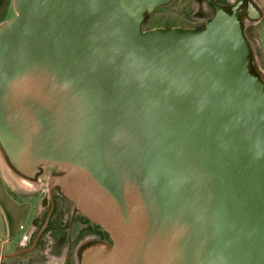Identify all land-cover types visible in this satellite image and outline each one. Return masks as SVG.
<instances>
[{
	"label": "water",
	"instance_id": "water-1",
	"mask_svg": "<svg viewBox=\"0 0 264 264\" xmlns=\"http://www.w3.org/2000/svg\"><path fill=\"white\" fill-rule=\"evenodd\" d=\"M172 0H14L0 26V151L111 245L78 264H264V78L237 7L143 31ZM248 25L261 19L254 2Z\"/></svg>",
	"mask_w": 264,
	"mask_h": 264
},
{
	"label": "rangeland",
	"instance_id": "rangeland-1",
	"mask_svg": "<svg viewBox=\"0 0 264 264\" xmlns=\"http://www.w3.org/2000/svg\"><path fill=\"white\" fill-rule=\"evenodd\" d=\"M233 1V0H231ZM257 1L261 6L264 8V0H253ZM204 6V4H203ZM199 10V11H198ZM201 10V4L197 2V0H172L171 3L163 8L156 9L151 14H147L143 23V31L155 29V28H163V29H170V28H182V29H192L196 28L197 26H202V24L196 23L199 18ZM244 22L246 21L245 16H242ZM250 24V23H248ZM259 33V38L264 40V17L260 25L251 26L249 28H245V35L246 39L251 48L250 54V68L256 74H261L264 78V51L263 49L259 48L257 45V36ZM257 58L259 59L260 65L257 64ZM4 157V156H3ZM5 159V158H4ZM1 160V159H0ZM5 161V160H4ZM0 161L5 171L10 173H5L4 176L9 183L14 194L17 196H12L15 203L18 205V210L16 214H8L4 215L7 220H24L23 225L25 228L29 225L31 220H38L37 229L41 227L46 213L48 212L49 205H50V194H49V181L50 179L57 174V169L54 167L46 166L40 169V172L35 176V178L27 179L17 172H15L5 161ZM6 166V167H5ZM8 168V170H7ZM11 174V175H10ZM13 175V176H12ZM22 182V183H21ZM24 182H32L35 185V188L32 190H26V188L22 187ZM55 191V190H54ZM62 200L58 202V212H61L62 208ZM72 206L69 207L70 211H65L67 216L65 218L68 219L66 225L72 230L71 231V248L70 251L66 253L67 243H62V237H53L49 234H45L41 243L42 247L39 252L43 251L44 249L49 250L47 252L48 258L50 259L51 256L57 259L54 264L58 262V264H78L77 258V250L76 245L78 241H75L79 232L78 225L73 224L72 220L70 219V215L68 213L72 212ZM58 213V214H59ZM58 217V216H57ZM58 220V218H57ZM57 222V221H55ZM54 222V224H55ZM57 224V223H56ZM12 226V223H11ZM15 226V225H14ZM58 227V226H57ZM66 236V234H65ZM33 242V237L27 243V248L31 246ZM84 242V241H82ZM86 242V241H85ZM39 253L36 252L34 256L33 262L40 261L42 264H47L46 259L44 256L38 255ZM18 259L23 260L24 256L16 257L10 261H4L0 264H17ZM31 259V260H32ZM23 263V261H19V263Z\"/></svg>",
	"mask_w": 264,
	"mask_h": 264
},
{
	"label": "flooded vegetation",
	"instance_id": "flooded-vegetation-1",
	"mask_svg": "<svg viewBox=\"0 0 264 264\" xmlns=\"http://www.w3.org/2000/svg\"><path fill=\"white\" fill-rule=\"evenodd\" d=\"M197 2L201 4V10H200L198 21H196V23L202 24V26H199V27L197 26L195 29L203 28L206 25V23L209 21V19H211L213 17V15L215 13V8H214L213 4L222 7L225 11H231V9L234 6H236L238 17L241 19H242V16L247 17V15H250V14L253 15L254 14V12L251 10V8L249 6L250 4L252 5L253 0H233V1H231V0H197ZM203 4H204V6H203ZM165 6H167V5H165ZM165 6H161L159 8H163ZM159 8H157V9H159ZM251 26H253V25H246L245 28L247 29ZM52 197H53V207H52L51 215L49 217V221L50 220L52 221L53 230L45 232V230L49 224V222H48L46 228L44 229V231L40 235L35 247L32 250H30V253H32L34 251H37V252L40 251V249L42 247L41 241H42V239L46 233L53 236V237H56V236L62 237V243L63 242L67 243L66 253L68 251H70L71 242H72L70 233L72 230L70 229L71 227L69 228L68 225H66L68 219L65 218L67 216V213L65 214V211L66 210L70 211L69 207H71V204L68 201H66L59 194V192L56 188H54L52 190ZM59 200H62V205L64 206L61 210V212L63 214L58 212ZM50 201L51 202L49 205L48 212L52 206V200H50ZM48 212L46 213V215L48 214ZM69 215H70L69 220H72V222H74L73 224L78 225V227H79V232H78L77 238L75 240V241H78L77 245H76V249H75V250H77L76 252H77L78 262L80 260L82 252L85 249H87L91 246H94L96 244H99V243L111 245V240H110L109 236L99 226L91 223L90 221H88L84 217L77 214L74 209H72V212L68 213V216ZM45 218H46V216H45ZM45 218H44V220H45ZM57 218H58V220H57ZM55 221H57V222H55ZM60 221H61L62 225L56 224ZM54 222H55V224H54ZM39 229L37 231L35 230V233L33 235V241H34L35 236H36L37 232L39 231ZM65 234H66V236H65ZM82 241H84V242H82ZM32 244H33V242H32ZM32 244H31V246H32ZM30 247H28L26 249H29ZM44 250H47V249H44ZM24 254H27V253H24ZM19 255H23V254H19ZM64 263H65V258H64ZM19 264H23V263L20 262ZM28 264H30V263H28Z\"/></svg>",
	"mask_w": 264,
	"mask_h": 264
},
{
	"label": "crops",
	"instance_id": "crops-1",
	"mask_svg": "<svg viewBox=\"0 0 264 264\" xmlns=\"http://www.w3.org/2000/svg\"><path fill=\"white\" fill-rule=\"evenodd\" d=\"M13 1L14 0H0V26L3 23L11 20L15 16ZM253 2L254 8L257 10L256 12H258L261 17L260 21L253 25L257 26L260 25L263 20L264 8L257 1ZM257 45L264 51V40L262 41L261 38H259V33L257 36ZM256 59L257 64L259 66L260 62L257 56ZM1 170L2 169L0 168V255H7L9 253H13L27 248V243L31 240L37 228L38 220H31L27 228H25L22 223L24 222V220H7V218L4 216L6 215V212L10 214V216H12V214L15 215L18 210V205L15 203L13 197H11V195H17L14 194V192L12 191L11 187L9 186V183L7 182L4 176L3 170ZM20 226H23L22 229H20ZM48 251L49 250H43L41 252L38 251V255L44 256V258L46 259V257L48 258ZM36 252L37 251L30 253L29 251L25 252L27 254L22 253L23 255H18L8 259H0V261H10L15 259L16 257L19 258L21 256H24L23 260H17V264H19V261H23V264H42L40 261L33 262L32 257L34 258ZM56 260L57 259H55V257L51 256L50 259L48 258L46 263L54 264L53 262H55ZM58 262L59 261H57L56 264H58Z\"/></svg>",
	"mask_w": 264,
	"mask_h": 264
},
{
	"label": "bare ground",
	"instance_id": "bare-ground-1",
	"mask_svg": "<svg viewBox=\"0 0 264 264\" xmlns=\"http://www.w3.org/2000/svg\"><path fill=\"white\" fill-rule=\"evenodd\" d=\"M246 22V24L248 25V23H250L248 20H246L245 21ZM0 161H4L5 159H4V157H3V154L1 153V151H0ZM6 161V160H5ZM4 161V162H5ZM6 167V166H5ZM0 168L3 170V173L5 172H7V171H5V168H3L2 167V165H1V163H0ZM1 170V171H2ZM7 170H8V168H7ZM7 173H10V172H7ZM11 175V174H10ZM13 176V175H12ZM22 183V182H21ZM22 187H24V188H26V190H32V189H34L35 188V185H34V183H32V182H24V184H22Z\"/></svg>",
	"mask_w": 264,
	"mask_h": 264
},
{
	"label": "trees",
	"instance_id": "trees-1",
	"mask_svg": "<svg viewBox=\"0 0 264 264\" xmlns=\"http://www.w3.org/2000/svg\"><path fill=\"white\" fill-rule=\"evenodd\" d=\"M57 224H58V225H62V224H61V221L58 222ZM51 230H53V225H52V221L50 220V221H49V224H48V226H47V228H46V230H45V232H46V231H51Z\"/></svg>",
	"mask_w": 264,
	"mask_h": 264
},
{
	"label": "built area",
	"instance_id": "built-area-1",
	"mask_svg": "<svg viewBox=\"0 0 264 264\" xmlns=\"http://www.w3.org/2000/svg\"><path fill=\"white\" fill-rule=\"evenodd\" d=\"M23 226H20V229H22Z\"/></svg>",
	"mask_w": 264,
	"mask_h": 264
}]
</instances>
